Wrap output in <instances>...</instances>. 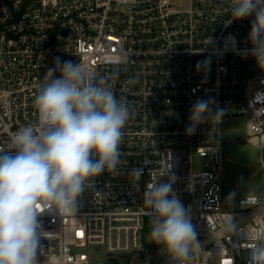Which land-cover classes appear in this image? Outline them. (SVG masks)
I'll list each match as a JSON object with an SVG mask.
<instances>
[{"label":"built area","instance_id":"2783aa9c","mask_svg":"<svg viewBox=\"0 0 264 264\" xmlns=\"http://www.w3.org/2000/svg\"><path fill=\"white\" fill-rule=\"evenodd\" d=\"M230 19V0H0V149L37 124L33 99L57 57L99 79L119 56L110 82L130 110L117 171L90 178L73 213L41 206L39 264H170L150 242L144 192L171 167L202 242L191 264H247L249 245L264 236V192L225 207L221 125L247 117L249 141L264 149V73L244 55L251 17ZM206 59L209 69L198 70ZM209 98L213 112L225 110L221 121L186 135L192 105ZM229 218L235 232L223 230Z\"/></svg>","mask_w":264,"mask_h":264},{"label":"clouds","instance_id":"9594fccd","mask_svg":"<svg viewBox=\"0 0 264 264\" xmlns=\"http://www.w3.org/2000/svg\"><path fill=\"white\" fill-rule=\"evenodd\" d=\"M231 19L251 17L245 57L264 73V0H230ZM212 39V38H211ZM121 58L113 56L108 77L93 78L73 60L55 58L45 72L33 105L37 124L18 129L10 150L0 149V264H39L45 239L41 206L60 213L76 211L86 182L104 172H116L120 164L123 128L130 118L128 104L118 99L110 81L119 79ZM210 60L196 68L207 71ZM214 101L198 99L189 112L186 135L225 110L213 112ZM137 179L142 170L133 168ZM147 186L144 206L151 217L150 242L166 251L170 264H191L202 249L189 209L176 195L172 167ZM236 192L226 200L233 201ZM233 218L223 230L235 232ZM247 264H264V236L248 247Z\"/></svg>","mask_w":264,"mask_h":264},{"label":"rangeland","instance_id":"374dc122","mask_svg":"<svg viewBox=\"0 0 264 264\" xmlns=\"http://www.w3.org/2000/svg\"><path fill=\"white\" fill-rule=\"evenodd\" d=\"M221 130L223 195L225 207L231 209L241 197L264 192V149L249 141L247 117L229 118L222 123ZM231 192H236L235 199L226 200ZM143 243H146L145 234Z\"/></svg>","mask_w":264,"mask_h":264},{"label":"trees","instance_id":"16d2710c","mask_svg":"<svg viewBox=\"0 0 264 264\" xmlns=\"http://www.w3.org/2000/svg\"><path fill=\"white\" fill-rule=\"evenodd\" d=\"M109 260L113 263V264H120L121 262H123L125 259L122 257H110Z\"/></svg>","mask_w":264,"mask_h":264}]
</instances>
